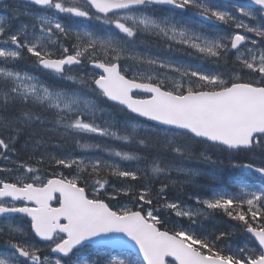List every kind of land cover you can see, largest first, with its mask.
I'll return each instance as SVG.
<instances>
[{
  "label": "snow or ice",
  "instance_id": "obj_1",
  "mask_svg": "<svg viewBox=\"0 0 264 264\" xmlns=\"http://www.w3.org/2000/svg\"><path fill=\"white\" fill-rule=\"evenodd\" d=\"M23 2V12H14L28 22L16 31L0 19V159L12 160L22 135L27 136L24 148L30 150V159L40 149L45 151L36 166L12 160L16 169L0 168V172L19 171L14 181L0 179V236L7 238L0 264H53L51 257L40 255L41 249L28 239L30 234L48 242L51 253L58 254L54 264H264V162L231 163L243 170L237 178L238 192L196 197L198 206L166 199L169 183H195L202 174L187 162L211 159L185 141L208 142L229 153L264 152V0H232L236 14L218 7L215 0ZM189 12L209 24L239 31L209 35L187 22ZM58 14H67L69 20H95L101 27L74 30ZM145 36L163 41L169 52L190 49L189 56L216 64L234 55L252 76L248 81L240 75L229 80L198 64L142 51L139 44ZM61 38L74 40L71 49ZM25 52L39 68L78 87L49 84L19 69ZM85 61L92 71L74 70ZM105 100L119 106L122 120L103 106ZM53 139L75 142L83 153L104 155L49 153L46 146ZM109 141L156 148L178 160L166 161L160 155L148 159ZM45 162L75 168L76 173L71 178L62 174L45 178ZM120 162H135L136 168L130 170ZM173 173L184 179H174ZM106 177L143 179L145 184L138 191L132 186L117 188ZM161 178L169 183H161L154 201L152 182ZM257 183L258 190H253ZM102 194L113 200L131 195L139 205L158 207H149L146 214L142 207L115 211L100 198ZM54 200L58 206H52ZM161 209L187 219L190 226L161 230L162 218L154 214ZM216 211L244 224L254 244L246 242L225 252L216 241L230 233L222 231L212 240L191 227ZM14 214L28 218L30 232ZM117 248L126 258L85 255L89 249L99 253Z\"/></svg>",
  "mask_w": 264,
  "mask_h": 264
},
{
  "label": "rangeland",
  "instance_id": "obj_2",
  "mask_svg": "<svg viewBox=\"0 0 264 264\" xmlns=\"http://www.w3.org/2000/svg\"><path fill=\"white\" fill-rule=\"evenodd\" d=\"M241 2H243V0H241ZM215 4L222 9L229 10L233 12L234 14H236L235 9L232 8V4H225L222 2H218V1H215ZM24 6H25L24 3H16V2L0 4V19H3L5 21V24L10 26V31L14 32L21 26L22 23L28 22L27 17H25L23 14L17 16L14 12V9H19L20 12L22 13ZM58 15L61 16L62 23H65L66 26H71L74 30L95 31L101 27L99 23L95 20H84L83 18H73L72 20H69L67 14H58ZM222 25L223 24H218V23L209 24L207 21H203V25L201 27L202 29H204L203 31L207 32L209 35L227 36L236 31H239L235 29L234 27H229V26L223 27ZM206 30L217 31V32L211 33ZM245 35H248L251 39H257V40L259 39L253 36L251 33H245ZM61 39H62L63 44L71 49L72 44L74 43V40H68L64 38H61ZM142 39L144 43L139 44V48L142 51L150 52L152 54L159 55V56H170L173 59L186 63V64H193V65L198 64L206 72L223 73L225 79L230 80V77H233L234 75H240L241 77V74L239 72H237L238 74H236V73H231V70H228V71L220 70L219 68H217L216 63L212 62L211 60L200 59L198 58V55L189 56L187 53L191 51L190 49H185L184 51L178 52V53L159 51L149 46L148 44L149 39H156L155 37L145 36ZM257 47H259V44L257 45ZM54 50L59 51L58 49H54ZM25 57H26L25 60L18 62L17 67L19 69L30 72L33 75L40 78L41 80L48 82L49 84H52V82L47 81V77L51 78L56 83L66 84L70 87H78V86L71 85V82L69 81H59L56 76H51V75H47L45 73L40 72V70L38 69V66L34 63V58L28 57L26 52H25ZM232 58L235 60V56H232ZM76 69H79L81 74H84L85 72H88V71H92L89 68L87 61H85V64L83 65L82 68H80V66H74V70ZM37 72L40 74H37ZM44 75H46V77H44ZM128 75L130 77L131 72H129ZM103 106L106 109H108V111H111L117 119L122 120L124 118V114H122L121 116H118V113L116 112V110L113 107H111L106 101H104ZM91 138L94 140L101 139L97 137H91ZM61 142L63 141L58 140V139H53L51 143L46 146L47 152L53 153V154H68L72 157H80L82 155L88 156V157L103 156L101 153H95V152L83 153L76 146L75 142H72V141L68 142V150L62 151L63 148L61 146L65 147V145H64V142L63 143ZM109 143H111V141H109ZM24 145H25V141H22V142L19 140L17 141V144H16L17 153L15 154L16 156H12V160L22 161L23 159L25 160L23 162L30 163L33 166H36V160L40 158L41 153L44 152L45 149L42 148L39 151H37L35 153L34 158H32L33 162L31 163V159L29 158L31 155V152L30 150L26 151L24 148ZM163 158L166 161L178 160V159H168L166 157H163ZM12 160L4 161L0 159V168L10 167V168L16 169V164L12 163ZM187 163L189 166L199 169L202 173L199 177L196 178L195 183L183 184V185L177 184L174 186L168 181L164 180L163 178H161L160 180H154L152 182V197L157 199L156 193L159 190L158 185L164 181H166V183H169V187L166 189V199L169 201H177L185 205L198 206L195 203L196 197H199L200 199H209L213 196L214 193H220L210 185V182L218 181L219 178L221 177L220 174L218 173V170L213 165L211 164L209 165L206 163H199L195 161H189ZM135 168L136 166H133L131 170L134 171ZM75 173H76L75 168L64 169L54 164H48L47 162H45V164L42 166V174L45 176V178H53L56 174H62L64 176L71 178V176L75 175ZM17 175H19V171H13L12 173L0 172V179H6V180L12 179V181H14ZM172 175L174 179H179V180L184 179L183 177H177L175 173H173ZM106 178L109 179L110 185L115 186L117 188L122 187L120 186L122 184H118V180H119L118 178H114V177H106ZM120 181H125V180H120ZM127 181L129 183H133L134 185L133 188L136 189L137 191L145 184L144 180H139V181L127 180ZM107 191L111 192L112 187L111 186L108 187ZM225 193H228V192H225ZM88 195L91 197L93 195V192L89 190ZM101 196L105 198L104 199L105 202L108 203L110 207L115 211H120L125 206L132 207L133 210H139L142 207L144 209L143 214H146V211L148 210L147 205H139L137 201H134L132 199L131 195L125 196L123 194H120L117 196V199L115 200L109 199L108 195L102 194ZM154 214L162 218L163 222L161 225L163 226V229H170V227L173 228L174 226H183L180 218L176 217L171 212V210L161 209L155 212ZM28 237L31 238V235ZM5 239L6 238L4 237V240ZM246 242H251V241L248 238L242 240V246ZM6 246H7L6 242L0 243V250H1L0 255L3 254V250L6 248ZM35 246L41 249L40 255L42 257L44 255H48L49 257L52 258L53 264H54V260L56 257L52 255L50 248L48 247V243L44 245H35ZM231 248L235 249V247H231ZM110 254L114 256L119 255L120 258H126L122 253L114 254L111 251H105V252L98 253L95 249H89L88 252L85 253L86 257L89 259H97V258L103 259V258L108 257Z\"/></svg>",
  "mask_w": 264,
  "mask_h": 264
},
{
  "label": "trees",
  "instance_id": "obj_3",
  "mask_svg": "<svg viewBox=\"0 0 264 264\" xmlns=\"http://www.w3.org/2000/svg\"><path fill=\"white\" fill-rule=\"evenodd\" d=\"M151 46L156 48L157 50H168L167 45L160 40H152L150 41ZM177 47V46H176ZM180 48V47H177ZM176 52V51H173ZM222 66L220 68L222 70L237 68L239 66L238 63L233 62L232 60H227L221 63ZM37 74H40L37 72ZM242 80L248 81L252 74L249 72L243 74ZM46 77V75H44ZM47 81L56 83L51 78L47 77ZM62 84V83H61ZM120 114H123L118 109H116ZM19 141H26L27 136L22 135L19 139ZM186 143H190L191 146L195 149L196 153L199 154L201 152L206 153L211 159L208 162H204L203 160H192L199 163H206L213 165L220 174V178L218 181L210 182V185L215 188L220 193L225 192H238V177H240L243 170L236 169L231 167V163H245V162H254L256 164H260L264 162V152H262L260 149H255L252 151H243V152H232L229 153L226 150H223L222 148L210 146L208 144H205L203 142L196 143L194 141H185ZM113 144L118 148H123L127 150L128 148L135 149L140 152L141 155L146 156L148 159H151L153 156L160 155L162 157H166L168 159H178L174 154L158 151L156 148H141L139 145H123L120 142L113 141ZM104 155L103 153H101ZM22 161H25L22 159ZM33 160L31 159V163ZM123 167L128 168L131 170L133 166H136L135 162H121ZM115 178V177H114ZM143 180V179H139ZM137 180V181H139ZM166 183V181L162 182ZM118 184H123L126 186H132L134 187L133 183H129L127 180L120 181L118 180ZM157 184V183H156ZM161 183L158 185V188H160ZM259 184L257 183L253 190H258ZM91 190V189H89ZM102 199H105L101 196ZM155 201L156 198H153ZM157 204L154 203L153 205L147 207H151L153 209L157 208ZM250 219V217H249ZM181 222L185 228H188L190 226V222L187 219H181ZM161 229L162 225H160ZM192 228L195 229V231L198 234H201L202 236L209 237L212 240H215L216 235H218L220 232H228L230 235L221 240L216 241L217 246L222 248L225 252H228L229 247H242V240L246 239V236L244 234L245 225L242 224L240 221L231 220L229 217H227L222 211H216L214 212L210 217L208 218H201V223L198 225H191ZM170 229H172L170 227Z\"/></svg>",
  "mask_w": 264,
  "mask_h": 264
},
{
  "label": "flooded vegetation",
  "instance_id": "obj_4",
  "mask_svg": "<svg viewBox=\"0 0 264 264\" xmlns=\"http://www.w3.org/2000/svg\"><path fill=\"white\" fill-rule=\"evenodd\" d=\"M57 202L55 201L53 203V206H56ZM18 219H22L24 222H26L27 224H29V232H30V222L26 219V218H21V217H17ZM31 235V238L28 237V239H30L35 245H44L46 243H43V242H40L38 241L34 236L33 234H30ZM29 235V236H30ZM6 238V237H5ZM7 239V238H6ZM6 239L4 240V237H1L0 236V243H3V242H6ZM1 252V250H0Z\"/></svg>",
  "mask_w": 264,
  "mask_h": 264
},
{
  "label": "water",
  "instance_id": "obj_5",
  "mask_svg": "<svg viewBox=\"0 0 264 264\" xmlns=\"http://www.w3.org/2000/svg\"><path fill=\"white\" fill-rule=\"evenodd\" d=\"M5 1H21V2H23V0H0V3H2V2H5ZM222 1H229V0H222ZM42 69V68H41ZM44 70V69H43ZM45 71H47V70H45ZM96 71H100V70H96ZM135 94V93H134ZM141 94H143V95H147V94H145V93H141ZM109 103H111V104H113L112 102H110V101H108ZM150 123H152V122H150ZM14 215H21V214H14ZM246 232V231H245ZM249 237L251 236V234H249V233H246ZM39 239V238H38ZM253 240H254V238H252ZM258 246V245H257ZM119 250H121V249H119V248H117V249H114V251H119ZM123 251V250H122ZM55 255H58V254H55Z\"/></svg>",
  "mask_w": 264,
  "mask_h": 264
}]
</instances>
